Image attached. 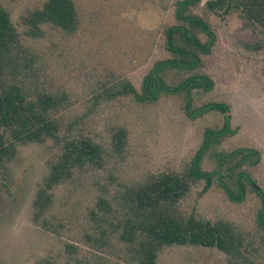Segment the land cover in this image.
<instances>
[{
    "label": "rangeland",
    "instance_id": "374dc122",
    "mask_svg": "<svg viewBox=\"0 0 264 264\" xmlns=\"http://www.w3.org/2000/svg\"><path fill=\"white\" fill-rule=\"evenodd\" d=\"M175 1L75 0L82 19L78 31L66 35L48 29L35 42L45 62L46 87L67 92L73 103L65 113L66 121H75L77 126L97 135L105 146L111 145L115 128H125L123 156L115 154L108 163L115 180H109L106 172L98 180L107 186L109 194L130 181L160 171L186 172L202 147L204 130L220 128L226 122L223 113L216 110L195 117L187 114L207 102L228 105L230 133L215 147L201 151V170L216 168L214 150L230 153L253 147L260 152V159L244 168L264 191V34L239 12L219 10V15L210 14L216 39L204 58L213 86L208 91L192 89L190 111L179 94H164L154 102H137L128 96L92 103L90 87L107 72L127 76L139 90L142 77L152 64L169 55L164 48L163 29L176 22ZM6 2L16 19L26 5L37 0ZM204 2L199 3L196 12H204ZM51 156L47 145L29 143L18 148L7 172L0 170V264H24L39 253L57 254L59 239L75 242L81 248L75 257L86 260L89 248L76 241L75 233L87 219L84 210L88 197L83 188L73 189L70 194L66 193L67 188L62 190L61 201L68 209L62 212L55 207L60 212L58 218L70 220L67 227L71 229L56 236L43 232L33 220L35 191L47 173ZM183 207L197 217L231 223L248 250L258 252V258L253 255L255 251L249 257L264 264V229L256 221L260 201L253 191L247 192L243 201L235 202L216 181L205 188V181L200 179L191 186ZM101 256L108 261L106 264H125L123 255ZM156 264H230V261L215 247L177 245L165 248Z\"/></svg>",
    "mask_w": 264,
    "mask_h": 264
},
{
    "label": "trees",
    "instance_id": "16d2710c",
    "mask_svg": "<svg viewBox=\"0 0 264 264\" xmlns=\"http://www.w3.org/2000/svg\"><path fill=\"white\" fill-rule=\"evenodd\" d=\"M201 1L174 2L176 22L163 29L164 48L169 55L152 64L139 90L127 76L107 72L90 87L92 103L128 96L137 102H154L164 94H179L188 109L192 89L210 90L213 79L205 70L204 58L216 39L210 14L219 15V10L239 12L264 34V0H205L204 12L198 13ZM12 13L6 0H0V170L7 172L22 145L40 143L49 147L52 156L35 191L33 220L43 232L56 236L71 229L67 227L70 220L58 218L60 212L55 210L56 206L62 212L68 209L61 201L62 190L67 188L70 194L83 188L88 197L86 221L76 231L72 228L77 233L76 241L89 248L86 260L75 257L81 249L75 242L59 239L58 251L64 257L59 252L39 253L24 264H106L103 253L123 255L125 264H156L165 248L177 245L215 247L228 256L230 264H263L256 259L255 249L251 251L256 258L249 257L248 245L231 223L200 218L183 207L191 186L200 179L205 181V188L216 181L235 202L243 201L247 192L253 191L260 201L256 221L264 229V191L244 168L258 163L260 152L256 148L243 147L230 153L214 150L216 168L204 171L199 166L201 151L215 147L230 133L228 105L207 102L193 113L187 112L195 117L209 110L220 111L226 122L220 128L204 130L202 147L186 172L160 171L109 194L107 186L98 180L102 172L115 180L108 163L115 154L122 158L126 130L115 128L107 147L75 121H66L65 113L73 100L65 91L46 87L45 62L35 46L48 29L66 35L78 31L82 19L75 0H37L26 5L18 18L14 19Z\"/></svg>",
    "mask_w": 264,
    "mask_h": 264
}]
</instances>
